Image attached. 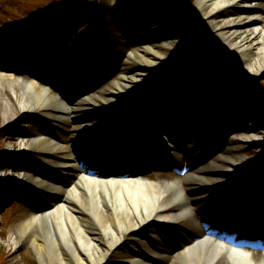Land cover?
Listing matches in <instances>:
<instances>
[{
  "label": "bare ground",
  "instance_id": "obj_1",
  "mask_svg": "<svg viewBox=\"0 0 264 264\" xmlns=\"http://www.w3.org/2000/svg\"><path fill=\"white\" fill-rule=\"evenodd\" d=\"M193 12L213 36L222 56L244 78L255 80L263 75L264 0H196ZM138 41L127 52L124 64L140 61V67L136 71L123 69L119 81L105 90L86 85L79 77L80 69L66 77L69 62L56 71L54 82L43 74L22 79L16 65L0 69V89L12 94L6 114L11 113L17 121L26 115H38L44 121L30 140L18 133L8 147L40 157L37 170L24 173L13 166L10 173L35 193L31 213L17 227L21 240L32 243L45 264H109L112 260L114 264H173L176 260L184 264H264V250H246L233 233L226 237L214 234L223 223L219 211L231 202L226 184L257 169L258 162L242 157L241 150L251 144L262 150L260 161H264V122L235 125L233 137L205 164L201 139L207 133L192 135L186 176L174 181L162 178L153 182L141 170H129L126 165L123 174H103L101 167L108 164L115 148L134 145L139 126L152 141L157 140L153 124L167 131L168 135L160 138L165 145L162 150L173 154L171 131L181 134L186 121L175 128L162 122L160 126L157 116L139 122L126 138L119 134L128 117L139 111L172 71L173 66L167 68L163 61L167 49L182 45L187 53L196 43L186 39L157 46L152 38ZM174 59L179 63L181 57ZM201 87L196 110L206 116L204 120L211 119L207 124L219 121L225 125L232 116L223 111L220 116L213 113L221 104L223 109L230 91L205 81ZM172 108L163 109L160 115L171 114ZM150 140L144 142L146 147ZM96 161L102 163L101 173H96ZM224 164L228 169L222 168ZM256 183L264 200V184ZM206 215L213 219L206 221ZM263 215L253 219L264 221ZM159 224L166 227L164 231L155 227ZM141 231L146 234L139 238L136 233Z\"/></svg>",
  "mask_w": 264,
  "mask_h": 264
},
{
  "label": "rangeland",
  "instance_id": "obj_2",
  "mask_svg": "<svg viewBox=\"0 0 264 264\" xmlns=\"http://www.w3.org/2000/svg\"><path fill=\"white\" fill-rule=\"evenodd\" d=\"M142 2H149L151 6L129 23L127 15L132 8H139ZM154 3V0H0V69L16 65L22 79H32L38 74L53 79L56 71L65 62H69L67 70L75 72L80 69L84 72L83 80L86 85L105 90L119 81L123 69L136 71L140 67V61L126 66L123 59L124 53L133 50L140 38H152L156 40L157 46L186 39L196 40L195 46L188 53L182 45L167 49L169 53L166 51L167 58L163 61L167 68L173 66L172 71L166 74L163 83L151 94L149 104L141 106L139 115L147 112V107H157L154 104L155 99L163 98L161 96L169 91L176 75L189 64L196 51H199L202 60L197 75L179 84L171 116L162 117L171 118L169 123L173 128L176 126L173 120L180 123L186 117L188 122L184 131L200 129L192 125L198 120L195 103L202 82L220 84L228 88L227 92H233L221 110L232 116L227 125L219 124L218 121L217 124L214 122L204 127L207 137L201 141L205 146L203 157L210 158L202 164L210 163L211 156L219 152L235 134V125L264 122V73L255 80L246 79L229 59L222 56L213 36L193 12L196 0H172L170 14L168 8L161 5L154 7ZM168 24H173L171 31L168 30ZM180 57V62L176 63L174 58ZM92 64L98 66L92 69ZM84 67L85 70H82ZM91 74L93 80L88 79ZM239 88H245L248 93L237 96ZM251 89L255 93L251 94ZM0 91V264H45L36 253L35 246L28 241H22L17 231L21 220L32 211L35 193L20 185L10 175L13 166L20 167L24 173L37 170L40 157L37 154L25 155L8 149L15 134L24 133L25 140H30V136L44 125V121L38 115H26L18 121L10 111L7 115L6 102L8 98H12V94L6 89L1 88ZM192 98L191 104L188 99ZM168 101L173 102L170 99ZM228 105L233 109H226ZM221 108L222 105L214 110L213 116H217ZM245 114L249 116L245 118ZM130 123L128 120V125L121 133L127 134L128 126L132 130L136 123ZM142 135L140 131L138 137H144ZM137 141L136 145L139 144ZM184 148L192 147L186 142ZM122 149L115 148L114 154L124 151ZM261 151L259 148L246 146L240 152L242 157L258 163L253 176L246 175L226 184L230 198L233 197L232 204H229L233 211L237 204L249 212L258 213L259 210H264V200L258 199V191L249 185L252 179L264 184ZM175 155L173 157L178 160L177 164L173 168H165L168 161L157 154L164 166L159 162L154 163L158 166L147 170L143 176L158 182L162 178L174 181L178 176L184 175L177 170H182L186 161L182 162L183 155L180 152ZM222 168L226 170L228 165L224 164ZM155 227L161 231L166 228L163 224ZM144 233L146 234L141 231L136 234L142 238ZM14 237L16 244L13 243ZM115 262L112 260L109 264ZM173 264L184 263L176 260Z\"/></svg>",
  "mask_w": 264,
  "mask_h": 264
},
{
  "label": "trees",
  "instance_id": "obj_3",
  "mask_svg": "<svg viewBox=\"0 0 264 264\" xmlns=\"http://www.w3.org/2000/svg\"><path fill=\"white\" fill-rule=\"evenodd\" d=\"M154 1L157 7L161 5L169 9L173 8V6L170 4L172 0H154ZM149 6H150L149 2H146V3L142 2L139 8H134V9L132 8L129 15H127L129 23H132V21L134 20V17L135 18L139 17V14L140 13L142 14V12H144L145 9H149ZM199 57H200V54L197 52L196 55L191 59L189 64L179 73L178 79H183L185 77H188L189 75H192L197 71V68L199 65V61H198Z\"/></svg>",
  "mask_w": 264,
  "mask_h": 264
},
{
  "label": "water",
  "instance_id": "obj_4",
  "mask_svg": "<svg viewBox=\"0 0 264 264\" xmlns=\"http://www.w3.org/2000/svg\"><path fill=\"white\" fill-rule=\"evenodd\" d=\"M242 90H243V92H246L247 93V90L245 88H243Z\"/></svg>",
  "mask_w": 264,
  "mask_h": 264
}]
</instances>
